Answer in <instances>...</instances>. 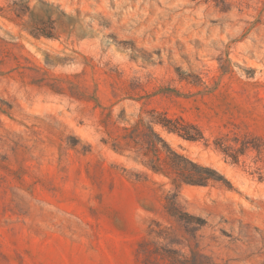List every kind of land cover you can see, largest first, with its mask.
Here are the masks:
<instances>
[{"label":"rangeland","instance_id":"rangeland-1","mask_svg":"<svg viewBox=\"0 0 264 264\" xmlns=\"http://www.w3.org/2000/svg\"><path fill=\"white\" fill-rule=\"evenodd\" d=\"M153 110L198 125L155 130L216 172L181 226L176 175L113 149ZM157 223L264 264V0H0V264H140Z\"/></svg>","mask_w":264,"mask_h":264},{"label":"trees","instance_id":"trees-1","mask_svg":"<svg viewBox=\"0 0 264 264\" xmlns=\"http://www.w3.org/2000/svg\"><path fill=\"white\" fill-rule=\"evenodd\" d=\"M214 1L220 4L225 0ZM150 115L148 120H139L132 125V130L115 139L113 149L124 153L129 148H137L138 157H142L144 165L157 173L172 171L176 175L177 186L166 198L165 211L181 226L192 218L179 202L181 188L184 185L204 186L212 178L211 174L216 172L175 151L155 130L158 125L185 140L199 141L204 139V135L198 125L185 122L181 118H170L166 113H157L154 110ZM141 125L143 130H140ZM150 237L151 239H144L138 249L140 264H216L198 247L189 253L184 250L187 240L182 235L181 228L173 230L157 223L156 227H152Z\"/></svg>","mask_w":264,"mask_h":264}]
</instances>
